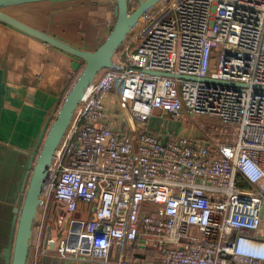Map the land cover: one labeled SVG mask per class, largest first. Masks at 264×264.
I'll return each mask as SVG.
<instances>
[{
    "label": "built area",
    "instance_id": "2783aa9c",
    "mask_svg": "<svg viewBox=\"0 0 264 264\" xmlns=\"http://www.w3.org/2000/svg\"><path fill=\"white\" fill-rule=\"evenodd\" d=\"M116 55L121 69L98 74L53 161L38 216L61 204L67 229L48 244L101 263L115 243L116 264H132L138 243L155 264H264V0H163ZM111 92L139 123L205 117L200 135L113 131L101 124ZM80 201L90 218L75 216Z\"/></svg>",
    "mask_w": 264,
    "mask_h": 264
},
{
    "label": "crops",
    "instance_id": "0c3cea01",
    "mask_svg": "<svg viewBox=\"0 0 264 264\" xmlns=\"http://www.w3.org/2000/svg\"><path fill=\"white\" fill-rule=\"evenodd\" d=\"M5 10L31 26L86 50H95L103 42L115 18L113 0H50ZM81 65L80 59L0 22V264H5L2 254L14 217L13 194L25 172L28 152L34 147L47 118L66 96ZM105 106L103 125L116 132L142 126L132 117L128 103L119 100L115 93L106 96ZM153 119L148 126L157 131ZM176 130L164 127L159 132L164 136L171 131L178 134ZM53 208L55 224L48 225L52 226L51 235L56 236L59 232L57 217L64 208L55 202ZM84 210L85 207H79L75 216L87 218ZM46 227L44 231L37 227V236L42 232V241L35 246L33 264H58V260L59 264H116L122 257L121 246L114 243L109 253L110 263L60 257L54 250L46 254L48 260L43 262ZM256 235L264 240V213ZM127 254L132 264H155L157 260L156 252L138 243L129 246Z\"/></svg>",
    "mask_w": 264,
    "mask_h": 264
},
{
    "label": "water",
    "instance_id": "95a60500",
    "mask_svg": "<svg viewBox=\"0 0 264 264\" xmlns=\"http://www.w3.org/2000/svg\"><path fill=\"white\" fill-rule=\"evenodd\" d=\"M43 1L50 0H0V22L80 59L83 68L64 99L58 103L47 118L34 147L28 152L25 172L21 180L18 181L17 190L13 194L15 199L14 217L7 246L3 249L2 254L5 264H33L38 227L37 219L42 204V195L50 178L53 161L74 114L91 84L102 70L121 69V66L115 62L116 54L137 26L141 17L163 0H137L138 6L135 8L131 7V0H113L115 4L114 21L109 34L95 50L77 47L55 35L27 24L5 10L8 7ZM152 73L159 74L157 72ZM164 75L173 76L169 73ZM177 77L196 79L182 75ZM200 80L220 84H236L210 78H200ZM237 85L244 86L245 84ZM134 129L139 128L135 127ZM51 233L52 226L47 225L44 232L43 248L54 250L55 244H48ZM47 260L45 254L43 262ZM57 262L60 263L59 260Z\"/></svg>",
    "mask_w": 264,
    "mask_h": 264
},
{
    "label": "rangeland",
    "instance_id": "374dc122",
    "mask_svg": "<svg viewBox=\"0 0 264 264\" xmlns=\"http://www.w3.org/2000/svg\"><path fill=\"white\" fill-rule=\"evenodd\" d=\"M135 3H136L135 0H131V7L132 8H135L137 6ZM115 57L118 58L117 55ZM154 115L155 116H153L152 118H154L153 123L155 121V125L158 126L157 131L162 130L164 127L166 130H168L170 127L172 129L176 128L177 129L176 132L178 134H176L173 131H171V132L174 135H179V136H194L195 137V136L200 135L199 134L200 130H199L198 126L200 125L201 122L203 123L202 120H205V117H202L199 115H194L192 113L187 114L181 120H175L172 117H168L169 115H167V114H160L158 112H156ZM166 122H167V125L165 126ZM152 129L156 130L155 128H152ZM168 133L165 135H168ZM48 215L50 217L49 220H47ZM55 217H56V210H54V208H53V210L52 209L49 210L48 214L45 213V211H43L39 215L40 221H43L44 223L48 222L47 224H50L52 222L53 225L55 224L54 223ZM46 220H47V222H46ZM38 223H39V220H38ZM66 229H67L66 226L61 227V230H59V232L56 234V238L59 239L60 237L65 236ZM4 241H5V239H3L2 243H4Z\"/></svg>",
    "mask_w": 264,
    "mask_h": 264
},
{
    "label": "trees",
    "instance_id": "16d2710c",
    "mask_svg": "<svg viewBox=\"0 0 264 264\" xmlns=\"http://www.w3.org/2000/svg\"><path fill=\"white\" fill-rule=\"evenodd\" d=\"M135 1H136L135 4L138 6V2H137V0H135ZM137 6H136V7H137ZM82 68H83V64H82L81 67L78 69L77 73L75 74V76H74V78H73V80H72V82H71V84H70V87L72 86V84L74 83V81L77 79V77H78V75L80 74ZM70 87L68 88V90L70 89ZM68 90H67V91H68ZM102 120H103V119H102ZM101 122H102V121H101ZM101 124H102V123H101ZM140 124H142V126L140 127L141 130H143V131H147V132H151V133L160 134L159 131H155V130L150 129L149 126H148L149 123H140ZM102 125H103V124H102ZM103 126H106V125H103ZM106 127H109V126H106ZM109 128H110V127H109ZM110 129L113 130L112 128H110ZM113 131H115V130H113ZM168 136L171 137V138H174V137H177V136H179V135H174L173 133L169 132V133H168ZM85 206H86L87 208H89L90 204H89L88 202H84V201H80V202H79V207H80V208H81V207H85ZM89 213H90V212L87 211V213H84L83 215H84L85 217H87V218H90L91 215H90ZM81 217H83V216H81Z\"/></svg>",
    "mask_w": 264,
    "mask_h": 264
},
{
    "label": "bare ground",
    "instance_id": "6f19581e",
    "mask_svg": "<svg viewBox=\"0 0 264 264\" xmlns=\"http://www.w3.org/2000/svg\"><path fill=\"white\" fill-rule=\"evenodd\" d=\"M116 58V57H115ZM96 79V78H95ZM94 82V81H93ZM91 89V86H90V88L88 89V91ZM88 91H87V93H88ZM76 114V113H75ZM75 114H74V117H73V119H72V121H71V123H70V125H69V127H68V129H67V132H66V134H65V136H64V138H63V140H62V142H61V144H60V146H62L63 145V143H64V140L66 139V137H67V135L69 134V131H70V129L72 128V126H73V124H74V119H75ZM59 146V150L58 151H60V149H61V147ZM55 160V159H54ZM50 174H51V171H50ZM50 179V178H49ZM48 185V182H47V184H46V186ZM41 210V209H40ZM39 210V211H40ZM37 220H39L40 221V219H39V216H38V219ZM43 231H44V227H43V229H42ZM43 244V243H42Z\"/></svg>",
    "mask_w": 264,
    "mask_h": 264
}]
</instances>
